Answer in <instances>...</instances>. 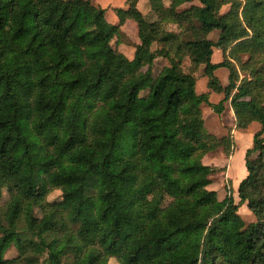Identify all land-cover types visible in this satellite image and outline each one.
Wrapping results in <instances>:
<instances>
[{"label":"trees","instance_id":"1","mask_svg":"<svg viewBox=\"0 0 264 264\" xmlns=\"http://www.w3.org/2000/svg\"><path fill=\"white\" fill-rule=\"evenodd\" d=\"M136 2L113 25L92 0H0V264H264V0H148L147 16ZM127 20L132 61L111 46ZM200 66L217 105L195 92ZM227 101L237 129L260 125L238 203L202 162L233 152L201 112Z\"/></svg>","mask_w":264,"mask_h":264},{"label":"crops","instance_id":"2","mask_svg":"<svg viewBox=\"0 0 264 264\" xmlns=\"http://www.w3.org/2000/svg\"><path fill=\"white\" fill-rule=\"evenodd\" d=\"M111 2L110 0H107ZM112 5L110 10L104 8L101 4L96 3V6L101 7L105 10V19L107 22L113 25L118 24V18L115 15V9H127V5L125 4V0H112ZM197 3H193L196 5ZM190 6L191 4H184L183 6ZM182 7V6H181ZM137 10L144 16H147L150 13V7L148 0H137L136 2ZM133 31V36H130L129 31ZM170 30L177 31L176 27L170 26ZM120 32L122 37L130 43V51L129 53H125L124 51L118 48V52L122 53L128 60L132 61L134 59L135 47L139 44L137 26L131 21L127 20L121 26ZM217 32H213L209 35L210 40H217ZM156 48V47H154ZM223 53L220 49L214 48L211 55V63L212 64H220L223 61ZM162 64V67L168 65L167 61L161 58L156 59L154 66L156 64ZM184 64L187 68H189L190 64L187 59L184 60ZM184 69V66L182 64ZM184 71H188L184 69ZM201 71V72H200ZM215 77L219 80L222 87H226L228 85L229 72L225 68H218L214 71ZM196 82H195V92L200 94H208V101L211 105H217L223 100V94H218L211 91L208 87V79L203 74V67L200 66L194 73ZM223 111L220 114H217L213 111V109L208 105H201V112L204 122V130L220 139L223 137L230 136L233 142V152L230 156H226L222 148H218L213 152L208 153L202 159V162L205 166L213 169L217 168L219 170L222 169L221 172V181H218L221 188L224 190V196L226 195V187H230L233 190V198L236 202L238 200L237 197V187L241 180H243L247 176V171L245 167V153L246 150L252 147L253 136L254 134L260 130V125L258 123H252L246 130H239L235 125V116L233 110L230 106V102L227 101L223 104ZM207 118L209 119V125L207 124ZM208 125V126H207ZM220 164V165H219ZM212 181V180H211ZM216 181H212L209 186V190H213L215 186L218 184ZM226 182V184H225ZM220 188V187H219ZM220 188V189H221ZM216 192V191H215ZM219 197V196H218ZM237 198V199H236ZM244 209H247L245 205H243Z\"/></svg>","mask_w":264,"mask_h":264},{"label":"rangeland","instance_id":"3","mask_svg":"<svg viewBox=\"0 0 264 264\" xmlns=\"http://www.w3.org/2000/svg\"><path fill=\"white\" fill-rule=\"evenodd\" d=\"M111 2H112V0H110ZM124 1V0H123ZM111 2H108L107 0H92V3L95 5L96 3H99V4H101L104 8H106V9H108V10H110L111 9V7L109 6V5H112V3ZM97 5V4H96ZM189 6H182V7H180L179 9H178V11L180 12V11H183V10H185L186 8H188ZM228 10H229V6L227 5V6H225V7H223L222 8V10H221V13L222 14H225V13H227L228 12ZM129 33H130V36L131 37H134L133 36V31L132 30H130L129 31ZM111 46H112V48L113 49H116V50H118V48H121L120 50H122V51H124L125 53H129V51H130V43L128 42V41H126L122 36L120 37V38H118V41H117V39H115V40H113L112 41V44H111ZM242 61L244 62V61H246V58H247V56L246 55H243L242 57ZM233 63H234V66H235V68L237 69V73H238V79H239V81L241 80V79H243V77H244V73L241 71V68H240V66H239V64L237 63V62H235V61H233ZM182 64H183V66H184V69L185 70H187L188 68L185 66V64H184V60H183V62H182ZM161 67H162V64H160V63H158V64H156L155 66H154V72L156 73L158 70H160L161 69ZM146 69H144V71H145ZM201 72V71H200ZM207 124L209 125V119L207 118ZM207 125V126H208ZM220 165V164H219ZM211 169V168H210ZM221 172H222V169L221 170H219V169H217V168H213L212 169V173H211V175H210V180H214V181H216V182H218V181H221ZM225 184H226V182H225ZM221 186H220V184H219V182H218V184L215 186V188L216 189H214L216 192V194H217V197H218V200L219 201H221L222 199H223V196H224V190L221 188ZM209 188V187H208ZM211 191H213V190H211ZM60 198H61V193L59 192V191H56V190H53L48 196H47V198H46V200H47V202H50V203H52V202H58V201H60ZM237 199V198H236ZM8 200V197H7V195L4 193L3 194V198L0 200V206L2 207L3 205H4V203L6 202ZM235 203H238V200H236V202ZM238 215L244 220V221H246V222H252L253 221V217H252V215L248 212V210L247 209H244L243 208V206H241L240 208H239V210H238ZM17 255V253H16V250L13 248V247H11L6 253H5V255H4V257H5V259H12V258H14L15 256ZM110 264H114V262L113 261H110Z\"/></svg>","mask_w":264,"mask_h":264}]
</instances>
